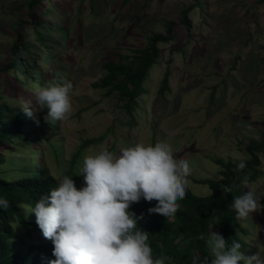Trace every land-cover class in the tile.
<instances>
[{
	"label": "rangeland",
	"instance_id": "obj_1",
	"mask_svg": "<svg viewBox=\"0 0 264 264\" xmlns=\"http://www.w3.org/2000/svg\"><path fill=\"white\" fill-rule=\"evenodd\" d=\"M49 1L30 8V0H0V62L13 59L12 45L25 30L23 38H33L39 46L27 60L35 73L43 74L33 79L17 70L0 72L3 100L14 108L40 111L36 135L41 144L10 147L6 154L16 160L12 168L43 164L60 181L86 140L102 135L103 141L83 148L78 163L85 154L103 148L118 152L136 143L162 141L170 145L176 159L190 161L191 176L220 178L222 166L216 158L246 159L247 145L260 141L264 129V0H202L203 4H196L197 0H57L54 26L38 27L53 55L33 32L45 18ZM190 7L186 23L184 11ZM169 23H173L174 39L159 43L161 55L145 81L146 92L135 112L137 123L130 124L117 96H106L93 83L104 75L107 59L145 47L153 33H167ZM167 68L170 90L161 95ZM61 78L73 82V110L56 125L42 124L41 117L48 110L41 111L35 103L34 90ZM43 130L58 141L55 147L47 135L43 138ZM78 163L73 179L81 187ZM194 180L187 177V188L200 196L211 193L208 184ZM250 185L260 198L264 160L263 175ZM242 224L249 243L245 251L251 255L258 251L255 241H264V210L255 211ZM17 234L21 242H27V231Z\"/></svg>",
	"mask_w": 264,
	"mask_h": 264
},
{
	"label": "trees",
	"instance_id": "obj_2",
	"mask_svg": "<svg viewBox=\"0 0 264 264\" xmlns=\"http://www.w3.org/2000/svg\"><path fill=\"white\" fill-rule=\"evenodd\" d=\"M47 0H30L29 6L38 7ZM53 1V2H52ZM50 0L44 10L45 18L39 21L33 32L47 52L52 54V48L47 42L45 35L38 30V27H53L51 22L56 15L58 8L55 6L57 0ZM129 0H124L127 3ZM196 4H203L197 0ZM193 7V6H191ZM188 8L184 11V21L188 23ZM173 23H169L167 33H153L149 37L148 44L143 48H136L130 54L119 53L104 63V75L93 83L94 87L105 91V95H115L119 100L124 113L130 117L129 123H137L135 112L139 107V99L146 92L145 81L150 75L152 68L158 63L161 55L159 43H168L174 39ZM15 39L12 50L14 57L9 62H0V72L11 70L21 71L26 78L30 76L37 79L43 76L42 72L35 73L27 56L37 50L35 40L24 39L25 30ZM65 32V29L62 30ZM170 68L164 73L161 80L159 93L164 95L170 90ZM42 79V78H41ZM21 81V80H20ZM214 98V94L213 97ZM26 106L12 107L11 103L3 100L0 95V196L9 200L7 209L0 208V264H49L53 255V242L43 236L42 230L36 223L35 213L29 214V209L34 207L39 198L50 189L59 185V179L49 172L43 164L14 167L16 160L7 155L6 152L15 146H29L41 144V138L36 135V123L24 109ZM42 124H50L41 117ZM43 138L47 133L43 130ZM48 142L55 147L57 140L47 135ZM105 139L104 136L90 138L82 145L71 160V167L67 173L73 176L77 167L78 158L87 145L99 143ZM11 147V148H10ZM19 149L15 148V151ZM57 152V150L55 149ZM246 168L237 171L239 161L224 160L216 158L215 162L222 166L220 178H196L195 182L208 184L211 193L205 196L195 194L187 188V195L179 201L180 208L177 213L166 220L159 214H150L149 209L155 207L156 202L141 200L134 203L131 208L137 216L141 227L148 233L149 243L155 257L162 254L170 258L169 264H191L193 254L199 252L207 255L209 250L205 239H198L200 233L207 238L211 231L221 233L228 243L239 240L242 244V251L246 253L249 243L243 235L246 229L242 221L236 219V210L231 206L234 197L246 192L243 188L242 179L246 176L249 183L258 181L263 175L264 156V129L260 141L250 142L247 147ZM20 164L23 161L18 160ZM233 185L232 193H224L223 185ZM262 207L264 208V189L260 194ZM19 231H27V242L20 241Z\"/></svg>",
	"mask_w": 264,
	"mask_h": 264
},
{
	"label": "clouds",
	"instance_id": "obj_3",
	"mask_svg": "<svg viewBox=\"0 0 264 264\" xmlns=\"http://www.w3.org/2000/svg\"><path fill=\"white\" fill-rule=\"evenodd\" d=\"M73 90V82L62 78L35 88V103L41 111L48 110L45 121L56 125L70 116ZM24 111L40 124V111L31 107ZM245 168L246 161L240 159L237 171ZM191 171L190 161L176 159L170 145L162 141L136 143L118 152L103 148L85 154L76 173L83 176L81 187L73 176L63 175L59 185L29 209V214L35 213L43 236L54 244L56 258L49 264H169L166 255L155 257L148 233L139 224L142 216L131 206L141 200L156 202L149 213L171 219L187 195ZM242 185L250 190L235 196L231 206L236 219L243 222L264 208L246 176ZM221 189L232 193L233 185L225 184ZM9 204L0 196V208L7 209ZM197 238L206 240L209 252L193 254L191 264H264L262 240L255 241L258 251L248 255L241 250L239 240L229 244L219 232L212 230L207 238L200 233Z\"/></svg>",
	"mask_w": 264,
	"mask_h": 264
}]
</instances>
